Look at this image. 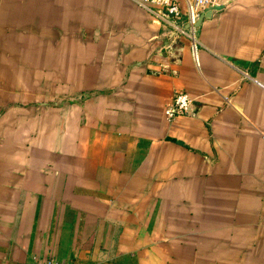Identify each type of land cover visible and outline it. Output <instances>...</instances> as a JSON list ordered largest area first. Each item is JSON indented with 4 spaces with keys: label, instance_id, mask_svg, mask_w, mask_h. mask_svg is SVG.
Listing matches in <instances>:
<instances>
[{
    "label": "crops",
    "instance_id": "obj_1",
    "mask_svg": "<svg viewBox=\"0 0 264 264\" xmlns=\"http://www.w3.org/2000/svg\"><path fill=\"white\" fill-rule=\"evenodd\" d=\"M222 5L194 60L133 0H0V264H264V0Z\"/></svg>",
    "mask_w": 264,
    "mask_h": 264
},
{
    "label": "built area",
    "instance_id": "obj_2",
    "mask_svg": "<svg viewBox=\"0 0 264 264\" xmlns=\"http://www.w3.org/2000/svg\"><path fill=\"white\" fill-rule=\"evenodd\" d=\"M140 8L146 11L156 21H159L171 32V36L178 38L183 35L189 43V53L196 59L198 41L195 38L196 22L207 8L223 4L225 0H133ZM193 98L186 92L174 90L169 104L164 108V115L171 120L178 115H191ZM43 264H61L58 261L47 258Z\"/></svg>",
    "mask_w": 264,
    "mask_h": 264
},
{
    "label": "water",
    "instance_id": "obj_3",
    "mask_svg": "<svg viewBox=\"0 0 264 264\" xmlns=\"http://www.w3.org/2000/svg\"><path fill=\"white\" fill-rule=\"evenodd\" d=\"M223 5L221 4H217V6L211 7V8H207L206 10H204L201 14H199V18L197 19L196 25L198 24V22L203 18V17H208V15L211 13L212 10H217L219 8H222ZM176 41L178 39H175ZM165 44H168L167 42H165Z\"/></svg>",
    "mask_w": 264,
    "mask_h": 264
}]
</instances>
